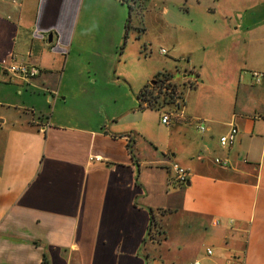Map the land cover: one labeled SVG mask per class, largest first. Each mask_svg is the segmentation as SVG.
Segmentation results:
<instances>
[{"label":"crops","instance_id":"0c3cea01","mask_svg":"<svg viewBox=\"0 0 264 264\" xmlns=\"http://www.w3.org/2000/svg\"><path fill=\"white\" fill-rule=\"evenodd\" d=\"M186 3L188 17L174 21H203L202 69L172 108L184 116L160 119L158 132L144 126L147 84H125L115 65L126 0H0V264H152L151 215L179 212L196 219L189 264L241 262L207 256L202 233L233 259L246 252V264H264V0ZM86 23L101 31L95 49L82 40ZM12 63L39 73L26 78ZM52 103L68 109L49 115ZM172 163L190 175L168 187Z\"/></svg>","mask_w":264,"mask_h":264},{"label":"rangeland","instance_id":"374dc122","mask_svg":"<svg viewBox=\"0 0 264 264\" xmlns=\"http://www.w3.org/2000/svg\"><path fill=\"white\" fill-rule=\"evenodd\" d=\"M186 5V0H126V23L125 27L122 24V37L120 36V44L116 51L115 65L121 81L126 84L127 80L132 88L150 84L145 95L153 107L147 105L151 109H147L149 121L146 119L147 125H144L146 130L150 127L158 132L166 131V126L160 123L162 114L175 108L177 102L188 96L189 91L194 89L188 81L189 78H194L192 70L202 69L199 63L203 61L205 50L203 36L198 34L201 33L200 28L203 29L201 26L203 21L190 29L186 24H177L174 21L178 15L188 17L183 12ZM101 7L103 8L102 5ZM101 7L97 8L98 12H95L94 17L106 16ZM164 9L168 13H165ZM105 11L107 12L106 9ZM216 14L220 16L218 11ZM202 18L200 15L199 20ZM193 30L196 33H193ZM81 31L84 34L82 40L86 41L87 45L91 44L94 49L97 45L100 46L96 41L94 43L92 37L93 34H97L96 38L99 36L101 31L97 33L98 27L86 23L81 26ZM217 46L218 44L210 46L207 51ZM161 49L167 50V53H161ZM165 77L173 83L166 79L165 86L161 88V80ZM153 80L156 82L159 80L157 87L151 83ZM54 104L47 109L49 115L54 111L56 115H61L68 109L62 106V103L54 109ZM168 177L170 180L168 187L178 185L172 166ZM153 218L154 223L148 232L144 249L152 264H189L195 252L185 248L186 237L190 232H196V219L184 212L153 213ZM228 221L224 220L223 225L227 226ZM232 225L237 227L238 221H233ZM199 236L197 246L201 247L203 252L209 246L214 252L224 251L230 254L228 260L232 262L240 259V264H246V252L233 259L236 253L233 250L227 251V246L223 242L215 240L211 235L203 242L201 240L204 234Z\"/></svg>","mask_w":264,"mask_h":264},{"label":"built area","instance_id":"2783aa9c","mask_svg":"<svg viewBox=\"0 0 264 264\" xmlns=\"http://www.w3.org/2000/svg\"><path fill=\"white\" fill-rule=\"evenodd\" d=\"M161 53L166 54L167 50L161 49ZM8 70L14 73L21 74L22 76L26 78H31L36 76L39 73V68L36 65L28 64V63H21V64H10L8 66ZM253 76L256 78L257 81H259L260 73L253 72ZM180 105V101L177 102L176 107ZM184 115L182 112L172 109L168 112H164L161 117V121L164 124H170L173 120L177 118H182ZM201 130H205L204 126L200 127ZM238 134V129L236 126H232L229 131L226 134H223L219 137V143L221 146L225 147L227 145H231L234 143L236 136ZM98 158V157H96ZM215 161L221 165H226L227 162L225 160H222L221 158H216ZM172 169L174 173L176 174V180L185 183L189 177V171L180 166L178 163H172ZM214 254V250L211 247L206 248V255L212 256ZM194 264H200L199 261H195ZM226 264H231L230 261H227Z\"/></svg>","mask_w":264,"mask_h":264},{"label":"trees","instance_id":"16d2710c","mask_svg":"<svg viewBox=\"0 0 264 264\" xmlns=\"http://www.w3.org/2000/svg\"><path fill=\"white\" fill-rule=\"evenodd\" d=\"M166 79L167 81L169 80L168 77H165L161 80V88H163L165 86V82H166ZM150 84L146 85L142 91H140L139 95H138V98H139V101H140V106H142L143 103H146L148 106H152L153 107V104L150 102V100L148 101V99H146V91L148 89V86ZM159 85V80H157L156 84H154V86H158ZM154 223V218H153V214L151 215V223H150V229H151V226L152 224ZM150 231V230H149ZM44 264H46V261L44 260Z\"/></svg>","mask_w":264,"mask_h":264},{"label":"water","instance_id":"95a60500","mask_svg":"<svg viewBox=\"0 0 264 264\" xmlns=\"http://www.w3.org/2000/svg\"><path fill=\"white\" fill-rule=\"evenodd\" d=\"M48 41H49V42H52V33L48 35ZM155 82H156V81L153 80L151 83H152V84H155Z\"/></svg>","mask_w":264,"mask_h":264}]
</instances>
